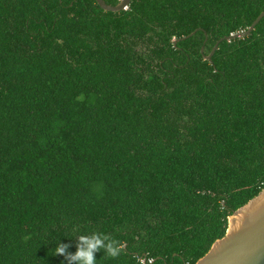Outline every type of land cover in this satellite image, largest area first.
Listing matches in <instances>:
<instances>
[{
    "label": "trees",
    "instance_id": "1",
    "mask_svg": "<svg viewBox=\"0 0 264 264\" xmlns=\"http://www.w3.org/2000/svg\"><path fill=\"white\" fill-rule=\"evenodd\" d=\"M262 12L264 0H0V264H78L93 232L121 248L100 247L96 264L207 254L264 189V18L205 57Z\"/></svg>",
    "mask_w": 264,
    "mask_h": 264
},
{
    "label": "water",
    "instance_id": "2",
    "mask_svg": "<svg viewBox=\"0 0 264 264\" xmlns=\"http://www.w3.org/2000/svg\"><path fill=\"white\" fill-rule=\"evenodd\" d=\"M97 2L106 11L118 12L127 9L132 0H121L116 5L109 4L106 0ZM263 18L264 12L247 30L232 33L218 40L205 59L212 62L214 54L224 40L231 41L249 36ZM198 30L184 39L195 35ZM204 48L203 46L202 52ZM196 264H264V189L231 215L227 233L218 239Z\"/></svg>",
    "mask_w": 264,
    "mask_h": 264
},
{
    "label": "clouds",
    "instance_id": "3",
    "mask_svg": "<svg viewBox=\"0 0 264 264\" xmlns=\"http://www.w3.org/2000/svg\"><path fill=\"white\" fill-rule=\"evenodd\" d=\"M80 244L77 251L71 254V260L78 264H96L95 251L100 247H106L108 253L116 257L120 254L121 248L116 241L111 240L106 234L93 232L90 235H79ZM105 240L108 241L105 244ZM67 246L58 242L54 255H63L66 253Z\"/></svg>",
    "mask_w": 264,
    "mask_h": 264
}]
</instances>
